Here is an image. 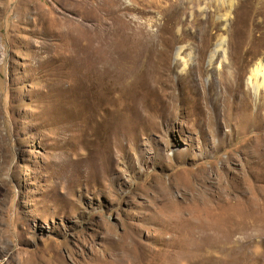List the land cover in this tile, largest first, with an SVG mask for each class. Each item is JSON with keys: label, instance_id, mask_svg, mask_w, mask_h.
I'll return each mask as SVG.
<instances>
[{"label": "rangeland", "instance_id": "1", "mask_svg": "<svg viewBox=\"0 0 264 264\" xmlns=\"http://www.w3.org/2000/svg\"><path fill=\"white\" fill-rule=\"evenodd\" d=\"M220 39L214 109L174 64ZM256 62L264 0H0V264H264Z\"/></svg>", "mask_w": 264, "mask_h": 264}, {"label": "bare ground", "instance_id": "2", "mask_svg": "<svg viewBox=\"0 0 264 264\" xmlns=\"http://www.w3.org/2000/svg\"><path fill=\"white\" fill-rule=\"evenodd\" d=\"M169 7H171L170 4H169ZM167 8L165 9V11L167 10ZM124 9H128V8L125 7ZM163 10L164 9L162 8V13H163ZM165 14H167V11ZM223 44H224L223 40L220 39L219 41L216 42L214 47L209 52H207L208 48H205V47L203 48L199 46L197 47V49L194 48L193 53H192V57H193L192 64H189L187 61L183 63V61L185 60H183L182 58V53H181L182 48L180 47L176 51L177 63L174 64L175 67L177 68L182 65V68H180L179 73H177L176 75L177 77L176 79L178 81L184 82L185 84H191L192 86L197 87L198 82L194 81V79L196 78V75L200 77L204 76L205 84L207 85V89H208L207 94H208V97L210 98L211 103L213 104L214 109L217 108L219 102L225 99L227 95L228 96L230 94L235 95L234 92L237 90L238 85H239V81H238L239 72L236 73L237 69L234 68V64L231 61L232 57L231 59H229V54L231 52L229 53L226 49H224ZM162 53L163 51L161 50L152 51L147 56L145 63L152 64L151 66H156L158 64L157 59L162 57ZM207 53H208L207 64L203 65L204 59ZM219 55L221 57V60H224V61H220V63H218L219 66H214V61L219 57ZM195 58H196V62H195ZM104 69H105V66L103 67L102 65L100 74L102 75L104 74ZM117 72H115V74ZM108 74H110V72H108ZM191 75H195L194 78ZM141 76L142 74L140 75V77ZM240 80H242L243 82V89L240 93L238 92L239 102L244 103L251 96H252V99L253 98L260 99L261 93L264 95V63L256 62L253 65H251V67L247 69V74L244 77V80L241 79V77H240ZM263 103H264V99H263ZM126 245L127 244L125 243L123 244L122 246L123 251H126L128 249Z\"/></svg>", "mask_w": 264, "mask_h": 264}]
</instances>
